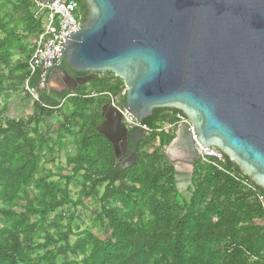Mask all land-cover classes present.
<instances>
[{
	"label": "trees",
	"instance_id": "obj_1",
	"mask_svg": "<svg viewBox=\"0 0 264 264\" xmlns=\"http://www.w3.org/2000/svg\"><path fill=\"white\" fill-rule=\"evenodd\" d=\"M76 1L85 17L86 4ZM8 4L12 12L5 10ZM40 31L41 16L32 0H0V96L14 92L27 78L26 62L13 61L14 55L25 52L23 35L37 37ZM113 77L110 72L100 74L72 92L45 87L33 99L27 118L8 117L3 102L0 264H264V202L257 198V194L264 198V191L225 155L208 162L198 159L186 195L177 189L175 167L162 153L174 133L157 129L162 122H174L180 111L152 110L141 121L148 133L136 162L127 166L116 162L111 144L96 130L99 108L124 88L122 80ZM36 82L34 73L28 85L35 87ZM121 100L124 103V95ZM170 110L172 115L163 114ZM59 111L58 139L68 134L76 144V154L66 159L73 165L70 176L45 170L41 163L40 153L51 151L54 142L37 127L42 117ZM156 140L157 148L143 150ZM41 171L45 175L40 176ZM78 175L80 193L75 201L69 200L65 187L49 180L58 176L69 181ZM86 197L96 206L93 223L105 237L100 240L84 229L70 243L74 216L58 209L65 204L75 208Z\"/></svg>",
	"mask_w": 264,
	"mask_h": 264
},
{
	"label": "water",
	"instance_id": "obj_2",
	"mask_svg": "<svg viewBox=\"0 0 264 264\" xmlns=\"http://www.w3.org/2000/svg\"><path fill=\"white\" fill-rule=\"evenodd\" d=\"M87 14L62 43L66 91L112 73L125 87L124 103L141 123L154 109L187 119L162 146L170 164L192 168L195 141L229 162L264 191V0H83ZM56 77L50 74L49 80ZM107 111V112H106ZM96 127L115 158L148 131L128 134L117 108L101 106Z\"/></svg>",
	"mask_w": 264,
	"mask_h": 264
},
{
	"label": "rangeland",
	"instance_id": "obj_3",
	"mask_svg": "<svg viewBox=\"0 0 264 264\" xmlns=\"http://www.w3.org/2000/svg\"><path fill=\"white\" fill-rule=\"evenodd\" d=\"M5 10L7 12L13 11V6L8 4L5 6ZM44 20V18H43ZM20 27H19V29ZM24 36V43H25V52L18 53L14 55V60H19L21 62H26L29 55L32 52L34 41L36 36L35 35H23ZM114 76V75H113ZM115 77V76H114ZM113 77V79H114ZM47 88H51L53 90H62V85L59 82V75L57 77L50 78V81L46 84ZM68 87V86H67ZM125 94V87L121 90V92L115 96L117 101L121 100L122 95ZM6 101L8 105L7 116L11 118H27L32 113V102L33 97L23 92L22 85H18L17 89L14 92L7 91L4 97L0 96V107L2 106L3 102ZM60 110V109H59ZM65 111V107L61 108V112ZM43 119L40 121L38 125V132L41 135H45L46 137L54 142L53 145L50 146L52 148L51 151H43L40 153L42 156L41 163L45 170H51L53 173L60 172L62 176H70L72 174V164H67L66 159L69 157H73L76 154V144L74 141V137L68 134H63L60 139H58V128L59 123L62 120L60 115V111L53 114L50 117H42ZM181 122H188L187 119L183 115H177L176 120L171 125H175V123L179 124ZM168 122H162L158 125V132H167V133H174L175 126L167 127ZM32 128V126L30 127ZM30 136H35L30 133ZM158 147V141L156 140L150 146H143V150L150 152L153 148ZM222 158V156H221ZM220 158V159H221ZM125 165V164H123ZM175 172H176V187L179 191L186 195L187 187L190 182L191 170L192 168L184 163H175ZM45 175L44 171L40 172V176ZM49 180L58 182L62 188H66L68 193V198L71 201L77 200L79 193H80V185L79 182L81 180L80 176H74L69 181H65L64 179L59 178L58 176H52ZM34 187H30V190ZM102 191V186L98 187V192ZM83 204L79 205L75 208H72L69 204L63 205L59 210H63L65 215L68 216L72 214L74 219L71 223V229L73 234L69 236L70 243L73 242L75 239V234L81 230L87 229L92 232L98 239H104L105 232L97 225L93 223V216L96 210V206L90 201L89 197H86L82 200ZM19 204H24V201L19 202ZM55 212L49 214L48 217H52ZM35 217L31 219L34 221ZM65 224V221L62 222ZM45 226V225H44ZM37 240H41L38 238ZM69 257H71L69 255ZM76 258V257H72ZM79 259V257H77Z\"/></svg>",
	"mask_w": 264,
	"mask_h": 264
},
{
	"label": "built area",
	"instance_id": "obj_4",
	"mask_svg": "<svg viewBox=\"0 0 264 264\" xmlns=\"http://www.w3.org/2000/svg\"><path fill=\"white\" fill-rule=\"evenodd\" d=\"M35 9L41 16V31L34 41L33 49L29 55L26 65L28 69V76L23 81V92L38 99V91L45 88L49 82L50 72L58 68L64 59L61 55L62 43L64 40H69L64 36L70 35L71 32L76 33L79 30V23L83 22L84 16L81 12L79 4L76 0H32ZM44 18V20H43ZM37 73V82L35 87L28 85V80L31 75ZM109 101L120 112L123 123L128 130L148 128L139 123L136 118L128 113L123 107L117 105L115 97L109 95ZM174 125V124H173ZM170 123L167 127H172ZM178 123H175V129ZM194 145L199 153V159L203 162H208L210 157L220 160L222 154L220 152H213L209 148L199 145L195 141V136L192 127L190 126ZM158 131V129H157ZM258 200L263 203L262 195L257 194Z\"/></svg>",
	"mask_w": 264,
	"mask_h": 264
},
{
	"label": "flooded vegetation",
	"instance_id": "obj_5",
	"mask_svg": "<svg viewBox=\"0 0 264 264\" xmlns=\"http://www.w3.org/2000/svg\"><path fill=\"white\" fill-rule=\"evenodd\" d=\"M63 69H66L67 72L69 73V75L73 76V77H77V76H83L85 74H76V73H73L72 71H70L65 65H60L58 68H55L53 69L51 73H53L56 77L59 75V82L61 83L62 85V90H57V91H63V90H66L67 86H69V82L67 81V79H65V76L63 75L62 71ZM103 75V74H102ZM55 78V77H54ZM50 81V80H49ZM80 86V85H79ZM117 101V100H116ZM109 102V100H108ZM106 103V102H105ZM104 103V104H105ZM99 120H98V126L103 122L104 118L102 116V113H101V107L99 108ZM107 112V111H106ZM172 110L170 111H165L163 114H167V115H172ZM177 128V127H176ZM136 129H133V130H128V134H131L135 131ZM143 137H145L144 135L141 136V138L139 139V141L137 142V145H136V148H137V157L134 156V154L132 153V145H133V142L132 140L130 139V137H128V151L125 153V154H120L119 153V157L116 158V162H120V165L121 166H127L128 164H133L134 162H136L137 158H138V154H139V147L141 145V141L143 139ZM125 164V165H123Z\"/></svg>",
	"mask_w": 264,
	"mask_h": 264
}]
</instances>
